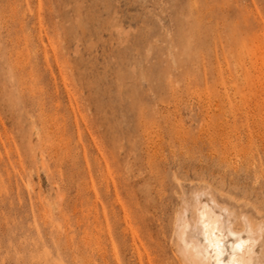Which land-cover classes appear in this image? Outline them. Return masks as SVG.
I'll use <instances>...</instances> for the list:
<instances>
[{"label":"rangeland","instance_id":"rangeland-1","mask_svg":"<svg viewBox=\"0 0 264 264\" xmlns=\"http://www.w3.org/2000/svg\"><path fill=\"white\" fill-rule=\"evenodd\" d=\"M202 189L264 219V0H0V264H182Z\"/></svg>","mask_w":264,"mask_h":264},{"label":"bare ground","instance_id":"bare-ground-1","mask_svg":"<svg viewBox=\"0 0 264 264\" xmlns=\"http://www.w3.org/2000/svg\"><path fill=\"white\" fill-rule=\"evenodd\" d=\"M210 191L194 190L180 203L172 241L181 263L264 264V219L221 205Z\"/></svg>","mask_w":264,"mask_h":264}]
</instances>
